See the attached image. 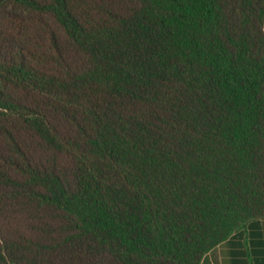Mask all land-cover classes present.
Instances as JSON below:
<instances>
[{"label":"trees","instance_id":"obj_1","mask_svg":"<svg viewBox=\"0 0 264 264\" xmlns=\"http://www.w3.org/2000/svg\"><path fill=\"white\" fill-rule=\"evenodd\" d=\"M263 244L264 0H0V264Z\"/></svg>","mask_w":264,"mask_h":264},{"label":"crops","instance_id":"obj_2","mask_svg":"<svg viewBox=\"0 0 264 264\" xmlns=\"http://www.w3.org/2000/svg\"><path fill=\"white\" fill-rule=\"evenodd\" d=\"M263 246H264V244H263ZM231 260H233V259H231ZM232 262H230V264H234V262L233 263ZM205 264H216V263L213 260H209V261L205 262Z\"/></svg>","mask_w":264,"mask_h":264}]
</instances>
